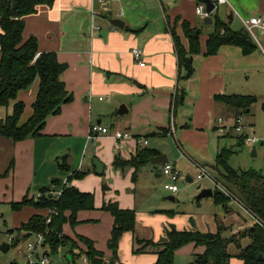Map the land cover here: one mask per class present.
I'll return each instance as SVG.
<instances>
[{
  "label": "crops",
  "instance_id": "1",
  "mask_svg": "<svg viewBox=\"0 0 264 264\" xmlns=\"http://www.w3.org/2000/svg\"><path fill=\"white\" fill-rule=\"evenodd\" d=\"M204 1L108 0L104 8L92 0H56L51 7L40 6L36 14L28 16L24 39L36 37L40 52L56 53L59 62L68 66L62 81L72 94L73 101L63 105L59 115L47 119L43 137L18 143L0 138V155L5 156L0 175L11 157L17 161L7 183L0 182L3 199L10 192H13L11 200L14 203L21 202L26 196L37 198L44 188H61L73 172L88 173L71 185L80 192L93 194L95 209L81 211L77 217L78 224L75 227L66 224L63 234L71 240H78V236L92 240L96 250L104 253L107 264L111 263L110 259L112 261L108 242L114 226V217L102 210L108 202H117L120 208L136 212L135 232L126 233L120 242L119 259L123 264H155L158 256L152 251L154 248L140 254L134 250L147 241L162 242L172 227L182 232L216 233L219 222L224 230L227 229L228 226L218 215L224 213L223 210L216 208L217 211L209 215L201 212L179 213L164 203L162 187L170 194L167 200L171 203L177 201L180 193L174 195L165 189L171 181L164 175V167L149 162L139 171L135 181V169L121 172L114 168L117 157L131 161L140 150L147 148L155 151L156 157H167V166L181 172L180 182L184 179L189 184L197 182L191 171L194 167L186 159L195 165L202 163V166L217 172L216 160L222 148L215 138L216 123L223 116H219L218 111H226L228 107L216 101V96H252L257 99L259 90L264 87V30H256L258 41L250 36L256 49L248 55L236 46H224L216 55H205L207 41L214 33L210 27L215 26L216 17L228 23L234 31L245 29L240 17L245 20L251 17L264 19V0H228V4L221 5L211 16L212 25H206L196 13L197 6ZM220 10L222 14H219ZM92 11L97 13L94 20ZM112 19L123 22V28L112 26L109 23ZM184 23L201 32V53L194 60L195 75L187 81L179 79L178 56L172 35V30H175L182 45L188 48ZM236 23L239 28H234ZM93 24L99 30L94 29ZM101 33L103 36H100ZM136 49L143 51L144 66L134 57ZM252 77H258L257 89L247 86ZM37 88L34 85L27 92L30 109L22 100L26 99V96H21L24 92L19 94L18 100L26 104L23 117L33 113L31 107ZM239 88L245 93H239ZM178 90L185 91V102L175 111L173 105ZM121 106L126 107L124 115L118 113ZM6 110L7 114L13 112V106ZM248 110L249 113L251 109ZM233 111L236 119L238 114ZM2 117L3 112H0V120H3ZM94 125L107 128L109 134L100 135L96 142L90 141L89 134ZM116 131L131 135L130 139L121 141L120 151L115 149L113 135ZM232 133L218 137L230 138ZM145 140L148 145L140 144ZM172 140L178 144L180 153L174 151ZM65 157L69 172L60 168ZM196 158L199 160H194ZM93 159L104 167L103 175L96 173ZM140 178L145 181L142 183ZM54 179H60L62 184L52 186ZM32 186L35 194L28 191ZM104 186L108 187L105 191ZM213 195L205 198H212L218 207ZM205 198L197 199L199 208L202 206L200 201ZM232 203L228 210L219 207L225 210V214L235 216L230 208ZM13 212L17 231L34 215L46 216L49 211L25 207ZM248 215L253 219V224L247 227L250 228L256 221ZM234 223L231 228L235 234L247 230L239 219ZM80 247L82 251L86 250L83 244ZM205 251L203 246L190 244L177 251L176 256L191 257L202 255ZM233 260L230 264L235 263ZM84 262L88 264L85 258ZM241 263L244 264L243 261Z\"/></svg>",
  "mask_w": 264,
  "mask_h": 264
},
{
  "label": "trees",
  "instance_id": "2",
  "mask_svg": "<svg viewBox=\"0 0 264 264\" xmlns=\"http://www.w3.org/2000/svg\"><path fill=\"white\" fill-rule=\"evenodd\" d=\"M55 1L0 0V107L9 108L15 102L12 114L0 120V138L18 143L27 139L43 137L42 132L45 129L47 119L59 115L63 105L73 101L72 94L67 91L65 83L62 81V75L68 66L59 62L56 53L40 52L36 37L25 40L23 36L26 27L25 19L36 14L38 7H51ZM183 28L189 42L188 48L182 45L175 30H172V35L178 56L179 79L187 81L195 75L194 60L201 53V32L196 29L192 30L188 23H184ZM215 28V32L207 41L206 56L216 55L224 46L240 47L246 55L256 49V45L245 29L234 31L228 23L222 22L217 17L215 18ZM36 82L38 83V91L32 105L33 113L22 124L21 120L26 111V104L18 100V97L21 92H28ZM185 94L184 90L177 91L174 100L175 111L184 105ZM215 99L235 110L237 116L243 115L245 110L251 109L257 102V99L252 96L223 95L216 96ZM246 140V136H240L237 146H243ZM234 153L232 149H222L217 156L215 169L228 184L237 189L239 199L261 222L256 223L250 229L233 235L231 239L223 238L224 227L219 222L216 233L182 232L172 227L160 243L140 242L144 246L135 249L136 254L154 248L152 251L158 256L155 264H174L178 250L187 245L195 244L205 247L206 251L202 255L195 256L194 264H230L234 257L229 253V247L235 245L238 250L235 258L243 261L244 264H264V176L255 171L240 172L233 169L229 160ZM156 156L155 151L145 148L140 150L131 161L117 157L114 168L121 172L135 169L133 174V181H135L139 171ZM62 161L63 164L60 165V168L69 172L67 157L63 158ZM11 169H13V165L9 171ZM87 175L88 173L82 171L73 172L68 178V185L64 188L59 200L49 194L50 188H44L40 191L41 196L39 198L29 199L26 196L21 202L13 203V211L33 207L42 211L57 210V214L52 216L50 224H47V215H34L17 230L18 237L12 240L11 246L19 247L22 242L31 240L37 234L45 235L50 253L56 252L67 242H72L63 234L64 226L70 224L75 227L78 224L77 217L81 211L95 209V196L80 192L71 185L74 180L82 179ZM61 182L60 179H54L51 185L58 186L62 184ZM107 189L108 187L104 186V191ZM213 198L217 205L226 210L232 201L231 198L219 191L213 195ZM102 210L114 217V226L108 242V248L112 252L110 264H123L119 260L120 242L126 233L135 232L136 212L120 208L117 202L104 204ZM169 214L174 215L173 213ZM23 233L24 235L21 237ZM245 240L249 244L244 246L242 241ZM78 241L86 247L84 252L81 251L89 264H107L104 253L96 250L92 240L78 236ZM74 245L78 247L76 243ZM260 257L263 259L261 260ZM72 262H74L73 255ZM12 264L20 263L15 261Z\"/></svg>",
  "mask_w": 264,
  "mask_h": 264
},
{
  "label": "rangeland",
  "instance_id": "3",
  "mask_svg": "<svg viewBox=\"0 0 264 264\" xmlns=\"http://www.w3.org/2000/svg\"><path fill=\"white\" fill-rule=\"evenodd\" d=\"M222 10H220L219 14ZM212 29V32H215V26L210 27ZM234 28H239V24L236 23ZM257 83H258V77H252V82L247 85L250 89H257ZM262 84L264 85V73L262 74ZM38 86L37 82L35 84ZM34 88V86L32 87ZM38 89V88H37ZM242 88H239V93L244 94V90ZM260 94L257 97V102L252 106L251 111L249 113H244L242 116V122L241 125L244 127L243 134H245L247 140L243 146H237V137L241 136L239 133H236L235 130H233L232 134L233 137L227 138V137H218L219 134L215 133V138L217 139V142H220L221 148H228L232 149L235 153L230 157L229 164L230 166L240 172H251L255 171L264 176V111H263V105H264V87L259 90ZM37 95V92H36ZM22 98L26 96V99H22L27 103L29 108V102L28 100L30 97L28 96L27 92L22 93ZM15 102H13L11 105L14 106ZM228 107V106H227ZM32 108V107H31ZM226 111H218L219 116L223 115L221 118H223L226 121V125L229 127L233 126L235 123V116L236 113L231 110L229 107L228 109H225ZM229 110V113L226 114V112ZM0 112H3L4 119L6 116L11 115L12 112L6 113V108H0ZM5 112V114H4ZM28 112V111H27ZM28 117H30L27 114V117H23L21 120V123H25L28 120ZM231 133V132H230ZM250 138H256L258 141L255 144H251L248 142V139ZM6 140V139H5ZM11 141V140H10ZM174 151L180 153V148H178V144L176 145L174 140H172ZM256 151V156H253V151ZM194 152L191 153V157H193ZM198 161L199 159H194ZM190 164L193 165L194 169L192 171V175L194 178H197L198 170L195 164H193L190 160L186 159ZM16 162L14 157H11L9 160L6 168L4 169L3 174L0 175V182L4 181V183H7V178L10 177L12 171L16 168ZM210 163V161H207ZM5 163V156L0 155V166L3 167ZM200 163V162H199ZM13 165V169L9 171V168ZM202 165V163L200 164ZM208 171L213 175L227 190L231 192V194L239 199L237 189L228 184L223 177L218 172H213L210 167H207ZM184 174V173H183ZM186 176V174H184ZM141 182L143 183L145 180L140 178ZM2 183H0L1 186ZM201 186V190H198V187ZM180 193L177 195V201L175 203H171V201L167 200L168 196L170 195L167 191L164 190L162 187V192L164 193V203H167L172 209H176L179 213H188L193 212L197 214V212H201L202 214L209 215V213H214L217 211L216 208L219 210H223L224 213L220 212L219 217L223 219L226 226H228L227 229L222 231V236L224 239H231L233 234H235V230H232V225H235L234 222L236 220H240L241 224H244L247 228L248 225L253 224V219L243 210L240 209L238 204L230 205L231 210L235 212V216L225 214V210L222 207H217L212 198H205L201 200L202 206L199 208L197 204V198L198 195L201 193L204 189H212L213 193H217L220 191L218 188H216L208 179H204L202 181H195L191 184H189L185 179L180 182ZM30 193L35 194L36 190L34 186L28 190ZM6 197L3 199V196L0 192V264H12L13 262H18L20 264H23L26 259V253H25V243L22 242V244L19 247H13L11 246V240L17 239L18 233L15 231L14 226V212L12 208V204L14 203V200H11V197H13V192L6 193ZM241 201V199H239ZM199 211H197V210ZM229 215V216H228ZM229 227L231 230H229ZM251 228V227H250ZM247 228V229H250ZM33 241L34 238H31ZM78 245V247H75L74 243ZM243 245L249 244L248 241H242ZM9 244L10 250L8 252H4L3 245ZM80 243L78 240H72V242H67L66 245L61 246L56 252L50 254L51 264H85L83 255V252L81 251ZM84 251V250H83ZM179 251V250H178ZM237 248L235 245H230L229 247V253L234 257L235 263L234 264H242L241 261H237L235 259L237 255ZM72 255L74 256V262H72ZM195 256H189V257H183V256H175L174 264H194ZM86 260V258H85ZM120 260V259H119ZM111 262V259H110ZM89 264V263H88Z\"/></svg>",
  "mask_w": 264,
  "mask_h": 264
},
{
  "label": "built area",
  "instance_id": "4",
  "mask_svg": "<svg viewBox=\"0 0 264 264\" xmlns=\"http://www.w3.org/2000/svg\"><path fill=\"white\" fill-rule=\"evenodd\" d=\"M94 4H98L101 7H106L108 4V0H92ZM212 2L215 4L214 11L209 14L206 11V5L200 4L196 8V13L198 16H200L203 20L211 17L217 9L221 5L228 4V0H212ZM97 13L95 11H92V17L93 20L96 17ZM237 15V14H236ZM241 22L244 25L245 30L249 33L251 37H253L256 41V30L262 29L264 30V19L261 17H251L249 20H245L241 18ZM94 29L99 30L94 24L92 25ZM143 51L141 49L134 50V57L136 61L139 62L141 66H144L145 63L142 61L143 57ZM39 54L37 55V57ZM174 107V105H173ZM174 109V108H173ZM242 122V116H237L235 119V123L233 126L229 127L226 125V121L223 118H219L216 123V131L219 134V136H226L233 130H235L236 133H239L241 136H245L243 134L244 127L241 125ZM172 124H173V118H172ZM172 132H174V127H172ZM107 135L109 134V130L101 125H94L89 134V140L96 142L100 135ZM113 137L116 139L115 143V149L117 151L121 150V141L127 140L131 138V135L129 133H123L120 131H116L113 135ZM258 140L256 138H250L248 139V142L251 144H255ZM143 143L144 145H148V141H142L140 144ZM198 175H197V181H202L204 179H208L216 188H218L224 195L228 196L232 199L236 204H238L246 213L250 214L256 223L261 222L258 217H256L252 212H250L246 206L243 204L242 201L234 197L229 190H227L211 173L208 171V169L205 166H202L200 164H196ZM164 175L170 179V183L165 185V189L173 193L174 195H177L180 191L179 189V182L181 180L182 174L179 170L165 166L164 167ZM68 185V183H64L61 188L59 189H53L50 188L49 194L54 197L56 200H59L62 196V193L64 191V188ZM41 195L39 194L37 197L39 198ZM54 214H57V210L49 211L47 214V224H50L52 221V216ZM12 242V240L10 241ZM25 253H26V259L23 264H51L50 259V247L46 242L45 235L43 234H37L34 236V240H30L26 242L25 244Z\"/></svg>",
  "mask_w": 264,
  "mask_h": 264
},
{
  "label": "water",
  "instance_id": "5",
  "mask_svg": "<svg viewBox=\"0 0 264 264\" xmlns=\"http://www.w3.org/2000/svg\"><path fill=\"white\" fill-rule=\"evenodd\" d=\"M204 2H205L204 4L206 5V11L209 14H211L214 11V9H215V4L212 2V0H205ZM109 23L112 26L116 27V28H123V25H122L123 22H121L119 19H112V20L109 21ZM204 23L206 25H212L213 24L212 17H208V18L204 19ZM100 36H103L102 33L100 34ZM248 111H249L248 109L245 110V113H248ZM263 111H264V105H263ZM126 112H127V110H126L125 106H121L120 109L118 110V113L120 115H124V113H126ZM253 156H256V151L255 150L253 151ZM150 163L154 164V165H159V166L165 167L169 162H168V159H167V157L165 155H161V156H158L156 158H153L150 161ZM93 165L96 168V173L99 174V175H103L104 167L102 166V164H100V162L97 159H93ZM198 190H201V186L198 187ZM212 195H213L212 189H204L198 195L197 199L209 197V196H212ZM9 249H10L9 244H4L3 245L4 252H8ZM260 259L262 260L263 258L260 257Z\"/></svg>",
  "mask_w": 264,
  "mask_h": 264
}]
</instances>
